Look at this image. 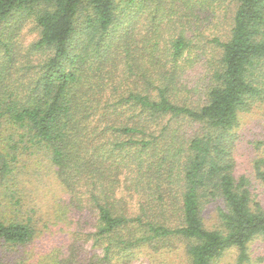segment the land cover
Returning <instances> with one entry per match:
<instances>
[{
  "label": "trees",
  "instance_id": "1",
  "mask_svg": "<svg viewBox=\"0 0 264 264\" xmlns=\"http://www.w3.org/2000/svg\"><path fill=\"white\" fill-rule=\"evenodd\" d=\"M261 102L264 0H0V264L250 263Z\"/></svg>",
  "mask_w": 264,
  "mask_h": 264
},
{
  "label": "rangeland",
  "instance_id": "2",
  "mask_svg": "<svg viewBox=\"0 0 264 264\" xmlns=\"http://www.w3.org/2000/svg\"><path fill=\"white\" fill-rule=\"evenodd\" d=\"M223 20H220L221 24L218 25L222 30L226 29L225 23H222ZM34 25L35 23L32 21L27 22L20 33V36L26 44L32 42L38 34ZM238 134L239 137L236 140L237 146L234 153L236 175L245 174L253 178V168L256 159L264 158V102L257 104L250 112L242 117ZM205 216L209 224L214 222L216 210L212 204L206 208ZM178 248L181 247L179 246ZM252 248V258L248 264H264V237L256 239L252 244ZM234 253L222 258L219 264H236L237 256ZM165 261V264L182 263L184 261V255L181 249L171 251L170 254L166 255ZM153 262L142 256L141 259L134 260L130 264H155Z\"/></svg>",
  "mask_w": 264,
  "mask_h": 264
}]
</instances>
